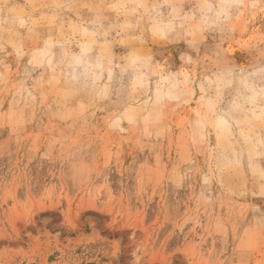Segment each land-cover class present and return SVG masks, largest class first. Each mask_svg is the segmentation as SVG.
I'll use <instances>...</instances> for the list:
<instances>
[{
  "label": "rangeland",
  "instance_id": "374dc122",
  "mask_svg": "<svg viewBox=\"0 0 264 264\" xmlns=\"http://www.w3.org/2000/svg\"><path fill=\"white\" fill-rule=\"evenodd\" d=\"M0 264H264V0H0Z\"/></svg>",
  "mask_w": 264,
  "mask_h": 264
},
{
  "label": "bare ground",
  "instance_id": "6f19581e",
  "mask_svg": "<svg viewBox=\"0 0 264 264\" xmlns=\"http://www.w3.org/2000/svg\"><path fill=\"white\" fill-rule=\"evenodd\" d=\"M224 44V43H223ZM240 48V47H239ZM238 48L237 47H232L231 46V44H228V46H227V51H228V55H229V57H231V58H229V59H232L233 57H236L237 56V52H236V50H237ZM240 50V49H239ZM239 53H240V51H239ZM241 54V53H240ZM239 57H241L242 58V56L241 55H238ZM236 59V58H235ZM231 61V60H230ZM234 61H236V60H234ZM231 62H233V61H231ZM226 63V62H225ZM233 65V64H232ZM225 66V65H224ZM230 66V65H229ZM233 67V66H232Z\"/></svg>",
  "mask_w": 264,
  "mask_h": 264
}]
</instances>
